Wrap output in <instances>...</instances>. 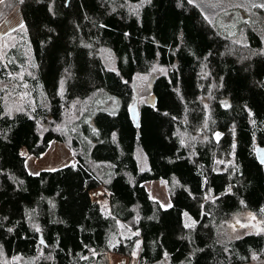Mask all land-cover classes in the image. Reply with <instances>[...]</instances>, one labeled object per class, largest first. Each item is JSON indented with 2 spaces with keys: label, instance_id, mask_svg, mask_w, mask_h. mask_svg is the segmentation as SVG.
<instances>
[{
  "label": "trees",
  "instance_id": "obj_1",
  "mask_svg": "<svg viewBox=\"0 0 264 264\" xmlns=\"http://www.w3.org/2000/svg\"><path fill=\"white\" fill-rule=\"evenodd\" d=\"M16 6L23 27L0 34V264L263 260L264 39L223 33L192 0H3L0 24ZM101 90L120 108L83 126ZM53 140L75 162L29 172L23 148ZM246 214L261 229L233 235Z\"/></svg>",
  "mask_w": 264,
  "mask_h": 264
},
{
  "label": "rangeland",
  "instance_id": "obj_2",
  "mask_svg": "<svg viewBox=\"0 0 264 264\" xmlns=\"http://www.w3.org/2000/svg\"><path fill=\"white\" fill-rule=\"evenodd\" d=\"M215 25L225 34L242 43L252 44L257 34L264 39V0H192ZM23 23L21 8L16 6L5 20L0 24V34L4 35ZM114 57V56H113ZM142 89L138 92L141 98H149L150 86L144 77L138 78ZM98 97V98H97ZM138 97V96H137ZM120 108V99L104 90L97 93L96 98L90 103V107L84 115L85 124H91L94 115L98 111H107L115 114ZM22 153L26 156V165L29 172L37 174L42 170L56 169L75 162V157L69 147L57 140L51 141L47 151L41 155L29 154L26 147ZM151 196L157 199L163 207H169L172 202L166 185L160 179L148 180L144 183ZM105 187H99L93 191L95 197L100 198L101 191ZM104 197L101 196L99 200ZM184 219L190 223L193 218L185 211ZM261 229V222L252 214L242 215L232 227L233 235H243L248 232H257ZM111 264H130L126 255L111 253ZM21 264L28 261L19 258ZM132 264H136V260ZM247 264H264V259Z\"/></svg>",
  "mask_w": 264,
  "mask_h": 264
},
{
  "label": "built area",
  "instance_id": "obj_3",
  "mask_svg": "<svg viewBox=\"0 0 264 264\" xmlns=\"http://www.w3.org/2000/svg\"><path fill=\"white\" fill-rule=\"evenodd\" d=\"M101 187H104V185H100ZM100 186H98L97 188H95V189H93L91 192H92V196H93V198L94 199H97V200H99L100 198H101V196H103V193H105V190L103 191H101V193H100V198H97V197H95L94 196V194H93V191H95V190H97Z\"/></svg>",
  "mask_w": 264,
  "mask_h": 264
},
{
  "label": "snow or ice",
  "instance_id": "obj_4",
  "mask_svg": "<svg viewBox=\"0 0 264 264\" xmlns=\"http://www.w3.org/2000/svg\"><path fill=\"white\" fill-rule=\"evenodd\" d=\"M3 0H0V3H2ZM189 2H191V0H189ZM260 7H264V4L260 5ZM21 27H23V25H21Z\"/></svg>",
  "mask_w": 264,
  "mask_h": 264
}]
</instances>
